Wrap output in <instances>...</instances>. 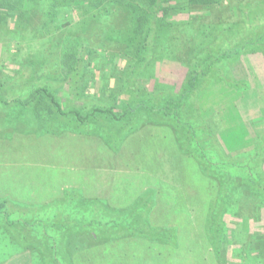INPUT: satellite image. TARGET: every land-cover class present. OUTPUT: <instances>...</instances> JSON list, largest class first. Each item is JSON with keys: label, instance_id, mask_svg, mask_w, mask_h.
Wrapping results in <instances>:
<instances>
[{"label": "trees", "instance_id": "1", "mask_svg": "<svg viewBox=\"0 0 264 264\" xmlns=\"http://www.w3.org/2000/svg\"><path fill=\"white\" fill-rule=\"evenodd\" d=\"M180 1L182 0H0V13L6 14V18L0 17L1 29L2 26H8L11 36L15 35L16 30L28 26H33L36 32L49 33L52 46L61 47L69 65L67 75H61L56 80L52 76L41 74L42 69H37L34 62H26L20 72L33 68L30 82L42 84L25 98L14 96L8 100L3 93L10 86L0 80V107L6 106L5 109L10 111L14 108L29 110L34 125L25 131L37 129L42 132H58V128L54 127L64 126V130L94 134L118 152L128 137L146 125L170 127L181 151L197 162L205 176L216 180L220 193L215 202V210H209L207 217L208 235L216 263L239 264L232 258L235 257V249H246V240L243 243L233 240L244 235L249 238L248 249L244 252L249 253L248 256L255 253L256 256L264 258V231L250 233V229L244 232L232 229L227 226L225 217L231 210H239L240 206L233 208V204L249 195L248 192L264 200V130L257 132L255 138L251 136V140L257 142L256 149L248 153L252 161L243 162L242 157L227 154L226 136L217 131L216 125L215 127L210 124V117L207 116L209 112H205L203 107L200 108L198 103L205 86L203 81H198L197 76V73L209 74L217 65L214 71L226 86L233 88L238 94L248 91L249 84L233 77L230 65L225 62L238 63L244 53L264 54V28L252 29L244 37H232V40L228 34L236 31L237 25L223 29L217 40L218 45H206L194 58L185 56V60L189 61V77L181 89L176 91L173 86L163 87L157 79L153 81V88L148 89L141 84V80L152 82L150 71L156 67L158 61L154 49L157 48L161 28L173 27L175 22L180 23L177 18L181 11L189 17L185 12L189 7H206L220 4L223 0ZM241 6L247 14L255 11L257 15L262 14L259 12L264 13V0H249ZM64 11L72 13L74 19H80V25L85 32L96 30L97 34H107L110 40V36L117 31L129 30L128 39L132 44L125 52L116 49L104 50V57L109 59L105 64L98 60L93 62V51L84 40L77 37V41L71 43L69 36L61 39L53 33L60 27L53 29V24L59 22ZM172 17H177L176 21ZM64 25L61 30L70 27L69 22ZM207 32L206 28L203 33L206 35ZM226 35L228 36L225 37ZM229 39L228 47L220 46L222 40L229 42ZM167 48L171 52L176 49L171 44ZM160 50L166 52L165 47ZM117 62L125 64L124 67L116 65ZM39 74L43 76H38ZM98 79L103 81L99 94L93 91V84ZM65 105L68 106L65 108ZM2 114L4 113L1 116ZM254 119L253 116L247 119L249 125ZM8 123L13 128V122ZM3 125L6 128V124ZM208 144L213 152H219L218 163L206 155ZM226 166L244 174V179L232 178L230 174L233 172L224 171ZM153 196V192H149L130 210H116L96 204L86 207L83 217L80 215L78 218L76 210H69L66 218L60 216L56 219L50 216L49 211L52 210H39L48 207L26 210L20 207L19 210V205L9 200H0V219H5L10 226L9 231L20 241V248L33 252L34 263L74 264L73 256L78 249L76 239L79 237L74 230L78 224L77 219H83L81 223L86 226L84 239L91 240L92 244L102 242L104 238L118 240L132 234L174 244L173 239L176 236L172 232L155 230L149 224ZM40 212L43 214L39 217L37 215ZM256 217L255 221H259L263 214ZM108 218L110 221L106 224L101 222ZM231 242L235 244L234 251ZM243 256L242 253L239 260L248 261Z\"/></svg>", "mask_w": 264, "mask_h": 264}, {"label": "crops", "instance_id": "2", "mask_svg": "<svg viewBox=\"0 0 264 264\" xmlns=\"http://www.w3.org/2000/svg\"><path fill=\"white\" fill-rule=\"evenodd\" d=\"M11 137L7 142L0 141V146L13 144L0 157V200L19 204L25 210L68 206L71 199L83 207L103 204L116 210H130L141 197L153 192L154 204L148 219L151 228L167 230L176 236L174 244L133 234L118 240L104 238L92 244L84 239L83 219H77L74 230L79 237L74 264H200L211 257L207 252L203 253L205 256L201 254L202 248L207 250L210 245L209 210H199L198 202L189 203L182 189L185 183L182 165L197 162L181 151L170 127L146 125L128 137L119 152L85 131L19 129ZM41 144L43 147L38 148ZM197 167L198 175L207 177L198 164ZM208 179L205 183L211 184ZM79 209L78 218L84 215V210ZM109 221L108 218L101 222ZM9 227L0 224V264H37L33 252L20 248V241ZM94 246L98 247L84 249Z\"/></svg>", "mask_w": 264, "mask_h": 264}, {"label": "rangeland", "instance_id": "3", "mask_svg": "<svg viewBox=\"0 0 264 264\" xmlns=\"http://www.w3.org/2000/svg\"><path fill=\"white\" fill-rule=\"evenodd\" d=\"M247 1L249 0H223L220 4H212L206 7H189L188 11H185L189 14V17L181 11L178 18L176 17L180 23L175 22V24H172L173 27L166 26L161 28L162 32L157 41V48L156 50L154 49V54L155 56H158V61L156 67L150 71V77H153L150 80L152 82L148 83L141 80V84L146 88L151 89L153 88V81L157 79L163 84V87L173 86L175 90L178 91L181 89L184 81L189 77V61L188 59L185 60V56L187 58H194L206 45H213L215 43L218 45L219 42H217V40L225 28L227 29L237 25V28L235 29L236 31L232 34H228L230 39L232 37L233 39L242 36L244 37L252 29L258 30L264 28V13L259 12L262 14L257 15V11H255L247 14L241 6L242 4H247ZM0 17L6 18V14L3 12L0 13ZM74 18L75 17L72 16V13L64 11V13L61 14V18L59 17V22L53 24V29L60 26L59 29L55 30L53 33H56L61 39L69 36L71 43L74 41L76 42L77 37L82 41L84 40V43L88 44L89 49L93 51V62L98 60L105 64L109 59L104 57V50L116 49L125 52L132 44V41L128 39L129 30L121 29V31H117L110 36L112 37L110 40V38H107V34H103L102 32L97 34L96 30L88 33L85 32L83 26L80 25V19L78 20ZM176 18L172 17L174 21H176ZM187 18L189 21H187ZM68 22L70 23V27L61 30V28L63 29L65 27L64 24ZM97 27L98 26L96 25V28ZM33 28V26H28L26 28L22 27L16 30V33L13 36L10 35L8 26H2V29L0 28V80L6 82V85L8 84L10 86L9 90L4 89L3 93L4 98H7L8 100H11L14 96L25 98V96H28L29 92L42 84L30 82L33 68L20 72L23 64L26 62H34L37 69H42L40 71L41 74L52 76L56 80H58L57 78H60L61 75H67L69 65L68 61L63 56L64 54L62 53L61 47L52 46L50 40L52 37H50L49 33L36 32ZM206 28L208 32L205 35L203 31ZM230 39L229 42H227V40H222L220 46L228 47L230 45ZM134 41L135 40H133V42ZM169 44H171L173 49L174 47L176 48L174 52L168 50L167 46ZM162 47H165L166 52L160 50ZM250 53H244L241 60L237 61L238 63L233 62L230 64L231 61L225 62V64L230 65L233 77L240 81H246L249 84L250 88L248 91L238 94L233 88L226 86L222 80H219V77H217L218 75H216V72L214 71L218 67L217 65H215V69L207 75H204V73H197L198 81H203V85L205 86L204 92L198 98L200 108L203 107L205 112H209L207 116L210 117V124H213L214 126L216 125L217 127H215L217 131L226 136V153L232 157H242L243 162L252 161V158L248 153L256 149L257 142L252 141L251 136L253 135L255 138L257 132H262L264 130V54ZM119 64L120 63L117 62L116 65L119 66ZM124 65H121L120 67H124ZM19 74L21 75L19 76ZM98 75H100V72H98ZM38 76L43 75L39 74ZM102 77L103 73L101 80ZM17 80H20V82ZM26 81L28 83H25ZM102 86L103 81L101 82L100 79H98L93 84V91L99 94ZM60 93L61 91L59 92L61 97L62 94ZM69 100L72 99L69 98ZM67 106L68 105H65V108ZM5 107L6 106L0 107V141L7 142L6 140L12 138V133L14 134L19 128L24 131L25 129H30L28 127L34 125V120L29 110L14 108L10 111L6 110ZM1 113L4 114L1 116ZM250 116L255 118L251 125H249V122L247 121ZM186 118L188 119V117ZM8 121L13 122V128ZM3 123L6 124V128ZM54 128H58V132L65 129L64 126ZM168 142L169 141L167 140V143ZM15 144L20 147V144ZM8 146L13 148V144H4L0 146V157H3L9 150L10 147ZM26 147L27 146H24L25 149ZM37 147H43V144L38 145ZM205 150L206 155L218 163L220 159L219 152H217L218 155L213 152L211 145L209 144ZM42 151L45 152L47 150L42 149ZM224 171L233 172L230 175L235 180L244 179V174L242 175L239 173L237 169H230L229 166H226ZM182 172L183 176H185V183L182 189L186 192L189 198V203L191 201L198 202V208L201 207L199 210H204L205 208L208 210H215V202L218 198V193H220L216 180L210 178L212 182L210 183L213 184V187L211 184L205 183L207 181L204 180L209 179L202 175H198L197 163L192 164L191 166L183 164ZM164 191L168 195L172 194L169 190ZM248 194L249 195H246L245 198L238 199L237 202L233 204V208L240 206V211L231 210L230 213L225 216L227 226L232 229L235 228L238 231L241 230L244 232V230L250 229V233H259L264 231V210H261L264 208V200H262V197L255 196L249 192ZM70 199L71 198L66 200V203ZM70 201L68 202V206H66L67 204H64L39 210H52L51 212L49 211V213L51 218L55 219L60 216L66 218L68 216L66 213H68L69 210H80L79 207H81V210H87L86 207H83V204L80 203L81 206H78L72 199ZM205 201L209 202L208 205L203 203ZM239 201L240 205H238ZM70 204L77 206L78 209L73 208ZM20 207L21 205H19V210ZM42 214L43 213L40 212L37 216L40 217ZM258 214H263V218L259 219V221H255L254 218ZM0 224L3 228L7 226L5 220H1ZM245 240L246 249L243 250L242 247H239L240 249H235V252L237 253L234 252L235 257H233L232 260L239 264H264V258H260L258 255L256 256L255 253L248 256L249 253L244 252L248 249V236L246 237L244 235L238 240L234 238L233 242L243 243ZM233 242L231 243L234 251L235 244ZM96 247L98 246L84 249H87L88 251L90 249H96ZM74 251L75 250H73V252ZM255 251L257 252V250ZM205 252H207V256H211L212 258L210 257L209 260L206 259L200 264H217L213 258V252L210 245H208L207 250L204 247L202 248V256H205V254H203ZM242 253L244 254L243 258H247L246 260L248 261L244 262L243 260H239L241 259L239 256H241Z\"/></svg>", "mask_w": 264, "mask_h": 264}]
</instances>
